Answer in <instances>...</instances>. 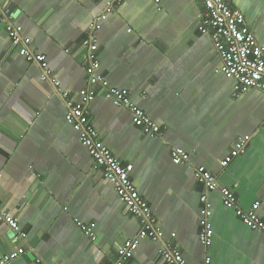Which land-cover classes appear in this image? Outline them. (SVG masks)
<instances>
[{
    "label": "crops",
    "instance_id": "crops-1",
    "mask_svg": "<svg viewBox=\"0 0 264 264\" xmlns=\"http://www.w3.org/2000/svg\"><path fill=\"white\" fill-rule=\"evenodd\" d=\"M6 4L47 67L21 56L0 23V204L27 233L17 239L0 218V257L24 245L13 264H114L120 244L140 231V220L67 122L62 96L87 85L81 43L94 18L106 13L96 32L100 71L162 125V134L144 133L102 87L89 105L104 143L133 164L132 179L164 233L160 241L142 239L127 264H168L161 257L166 245L179 248L189 264L206 257L211 264H264V232L245 224L219 191L210 194L212 244L199 238L201 165L235 191L240 207L260 201L264 218V92L240 94L236 80L221 72L211 35L199 31L203 1L0 0V8ZM230 4L264 45V0ZM246 135V148L224 167ZM175 147L189 153L188 162H173ZM91 222L95 240L81 227Z\"/></svg>",
    "mask_w": 264,
    "mask_h": 264
},
{
    "label": "built area",
    "instance_id": "built-area-1",
    "mask_svg": "<svg viewBox=\"0 0 264 264\" xmlns=\"http://www.w3.org/2000/svg\"><path fill=\"white\" fill-rule=\"evenodd\" d=\"M117 3L123 0H116ZM205 5L199 31L210 34L214 45L222 59L221 72L227 77L236 80V92L247 93L253 88L264 92V45L260 44L246 22L244 13L233 7L230 0H201ZM12 8L6 4L0 8V23L4 25L10 36L11 42L18 48L21 56L28 60L40 62L46 68V56L37 54L30 48L31 38L23 34V27L13 20ZM106 13L97 15L90 23L88 32L82 40L85 50L83 63L87 73V85L75 94L70 89L62 91V96L67 106L66 120L79 133L80 141L87 147L94 159L95 165L100 169L105 178L116 188L120 199L127 210L140 220L141 227L135 238L126 239L118 247V255L114 264H127L140 241L149 238L154 241L163 240V230L158 226L152 207L138 191L133 179V164L122 162L113 151L104 143L99 131L90 117L89 105L98 95L99 87L104 89V96L117 106L130 109L134 123L142 128L148 135L162 134V125L154 121L145 110L137 104L131 91L110 85L109 81L100 71L99 44L96 32L101 28L102 20ZM44 78L49 77L45 70ZM55 84L59 81L54 79ZM249 135L239 138L232 147L229 155L223 160L225 167L246 148ZM172 160L176 164L188 162L190 155L181 147L171 151ZM195 176L202 183L205 191L201 194V218L199 238L205 246H210L213 241L214 229L211 222L213 204L210 194L219 191L223 202L228 208L235 210L236 214L250 228L264 232V218L260 214L261 202L256 201L251 208L246 210L238 205L235 191L227 186H220L215 174L201 165L195 168ZM0 218L8 223L17 239L25 240L27 233L20 228L17 217L11 212L3 210L0 204ZM82 230L93 240L97 238L96 223H81ZM172 235L175 236L173 233ZM26 252L24 245L0 257V264H13L14 260ZM162 259L168 264H189L184 253L177 247L166 245L161 250ZM37 263L41 262L37 258ZM204 264H211V258L206 257Z\"/></svg>",
    "mask_w": 264,
    "mask_h": 264
}]
</instances>
